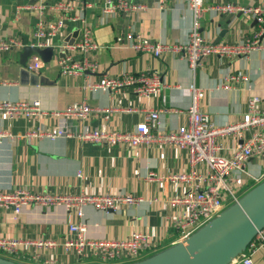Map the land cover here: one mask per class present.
<instances>
[{"label": "crops", "instance_id": "1", "mask_svg": "<svg viewBox=\"0 0 264 264\" xmlns=\"http://www.w3.org/2000/svg\"><path fill=\"white\" fill-rule=\"evenodd\" d=\"M130 1L146 8L112 15L103 13V0H0V39L22 43L21 48L0 55V103L39 101L47 113L34 119L0 115V132L9 134L0 143V192L24 189L33 194L122 193L141 199L116 211L84 206L80 218L76 211H68L62 205L30 206L19 215L0 209V238L61 241L71 234V225L81 223L86 229L85 238L90 241L127 240L133 232H142L160 246L155 253L170 247L178 241L172 226L177 212L165 214L163 208L170 197L183 195L187 189L181 184H166L162 178L188 172L187 151L170 144L97 145L82 141L77 135L86 127L133 133L149 110L161 111V132H176L188 124L193 86L205 92L201 109L219 126L240 121L251 97H259L264 106V50L232 58L210 57L195 69L183 54L156 57L137 52L127 38L130 32L141 36L144 42L187 45L194 15L189 10L190 0ZM60 3L71 8L64 19L66 28L60 35L42 41L44 46L40 50L52 47L54 52L49 62L37 54L42 67L38 73H32L28 65L34 54L24 64V49L26 44L32 47L39 42L35 33L40 20L55 23L62 18L63 13L54 9ZM203 5L205 10L199 22L204 37L211 42L236 45L258 31L256 19L244 17L241 12L222 14L213 8H264V0H204ZM86 25L98 48L86 56L81 52L70 54L68 47L80 42ZM67 56L77 63L87 58L88 63H96L97 70L65 73L58 63ZM141 74L159 75L165 88L145 97L137 96L131 87L115 91L88 87L105 77L122 79ZM231 77L238 80L229 83ZM227 83L230 88L224 87ZM83 103L111 112H93L86 120L50 115ZM126 109L133 112L127 113ZM57 128L62 131L59 137L41 135L52 134ZM261 131L264 134V128ZM32 133L38 136H30ZM223 144V154L230 156L236 140L226 138ZM245 172L246 193L264 180V156L249 161ZM151 173L157 180L149 179ZM252 258L253 264H264V246H258ZM8 259L18 264H45L46 259H55L54 264H94L91 259L78 262L73 252L66 254L62 249L46 252L37 261L32 259V253Z\"/></svg>", "mask_w": 264, "mask_h": 264}, {"label": "built area", "instance_id": "2", "mask_svg": "<svg viewBox=\"0 0 264 264\" xmlns=\"http://www.w3.org/2000/svg\"><path fill=\"white\" fill-rule=\"evenodd\" d=\"M163 0H159V3ZM204 0H190L189 10L193 12L194 21L187 45L170 46L162 43L144 42L139 35L132 32L127 34L130 46L137 52L147 53L156 57L164 54H183L188 57L193 69L197 68L203 59L210 57L232 58L247 55L254 50H264V8L253 7L239 9L235 5H217L213 8L222 14H236L241 12L244 17L256 19L258 31L244 43L230 44L219 42L214 44L207 40L200 26V19L204 12ZM163 6H161L162 8ZM146 8L140 3L130 0H103L102 11L104 14L116 15L119 12H138ZM43 7L39 10L43 11ZM55 10L63 13L62 18L55 23L40 20L37 24L35 36L39 40L31 48L41 49L43 40L60 35L66 28L64 19L66 13L71 10L65 3L55 5ZM22 47V43L15 39H0V55ZM98 48L93 41L91 32L86 25L80 42L68 47V52L74 54L81 52L84 56L91 54ZM59 66L65 73L95 72L97 65L88 63L87 58L82 63L73 61L72 56H67L59 61ZM42 67L41 58L34 54L28 65V70L38 73ZM123 77V76H122ZM242 80L246 78L242 77ZM238 80L236 77L228 79L229 83ZM90 89L118 90L131 87L137 96L149 97L165 88L163 79L159 75L141 74L138 76H124L122 79L105 77L99 84L88 85ZM230 88L228 83L224 85ZM192 104L188 111V124L180 127L176 132H161L160 110H149L132 132L108 131L105 128L90 130L87 127L77 135L82 141H88L97 145H166L170 144L187 151L189 155V169L187 173L169 174L162 178L166 184H175L186 187L183 195L170 197L164 205V213L176 211L172 218V226L179 242L185 241L202 226L217 217L228 206L238 201L245 193L243 186L246 166L253 158L264 156V106L262 100L251 97L248 101V110L240 121L228 125L219 126L213 123L209 116L201 109V102L206 96L202 89L191 87ZM93 112L108 114V110L93 109L86 103L74 104L62 113H50L56 117H73L86 120ZM127 113L133 112L126 109ZM98 113V114H99ZM0 115L8 118L25 117L34 119L47 115L41 108L39 101L33 102H5L0 103ZM107 118V116H105ZM250 134V135H248ZM41 135L53 138L62 135L60 129H54L52 134ZM30 136L37 137L38 133ZM9 138V134L0 132V143ZM234 137L236 144L230 156L224 155L223 139ZM150 180H157L151 173ZM256 183L255 185H257ZM253 185V186H255ZM141 199L128 194L112 195H61V194H33L24 189L11 192H0V209L19 215L23 209L30 206L52 207L64 206L68 211H76L77 216H83L84 206H94L101 211H116L122 205H134ZM228 200V204L225 201ZM71 234L61 239H21L0 238V252L3 257L11 258L20 254L32 253L33 260H41L46 252L62 249L64 253L73 252L76 260L82 262L91 259L94 264H131L143 260L155 253L160 247L154 242L148 233L133 232L127 240H100L90 241L85 238V227L81 223L70 227ZM176 244V243H175ZM264 246V228L258 233L254 241L245 252L239 255L233 263L253 264V254L258 246ZM45 264H54L55 259L44 260ZM231 263V264H233Z\"/></svg>", "mask_w": 264, "mask_h": 264}, {"label": "water", "instance_id": "3", "mask_svg": "<svg viewBox=\"0 0 264 264\" xmlns=\"http://www.w3.org/2000/svg\"><path fill=\"white\" fill-rule=\"evenodd\" d=\"M53 52L52 47L40 50L26 44L22 62L25 64L33 54L49 62ZM263 228L264 180L185 241L131 264H231L247 250ZM0 264L18 263L0 256Z\"/></svg>", "mask_w": 264, "mask_h": 264}, {"label": "rangeland", "instance_id": "4", "mask_svg": "<svg viewBox=\"0 0 264 264\" xmlns=\"http://www.w3.org/2000/svg\"><path fill=\"white\" fill-rule=\"evenodd\" d=\"M228 202H229V201H228V200H226V201H225V204L227 205V204H228ZM152 255H154V254H151V255H149L148 257H150V256H152ZM0 256H1V257H3V256H4L2 252H0ZM13 257H14V256H13ZM13 257H11V258H13ZM148 257H146V258H148ZM146 258H144V259H146Z\"/></svg>", "mask_w": 264, "mask_h": 264}]
</instances>
